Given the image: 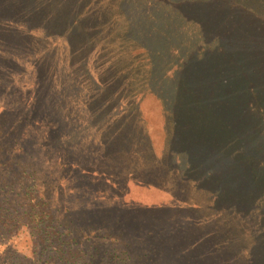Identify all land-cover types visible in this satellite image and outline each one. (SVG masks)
Returning a JSON list of instances; mask_svg holds the SVG:
<instances>
[{
	"label": "trees",
	"instance_id": "1",
	"mask_svg": "<svg viewBox=\"0 0 264 264\" xmlns=\"http://www.w3.org/2000/svg\"><path fill=\"white\" fill-rule=\"evenodd\" d=\"M106 1L0 0V264H228L235 240L198 218L264 222V0ZM36 32L58 39L56 63ZM108 40L148 61L118 70L131 98L91 66ZM22 61L30 90L9 71ZM143 80L168 125L161 155L132 93ZM130 183L171 201L126 200Z\"/></svg>",
	"mask_w": 264,
	"mask_h": 264
},
{
	"label": "rangeland",
	"instance_id": "2",
	"mask_svg": "<svg viewBox=\"0 0 264 264\" xmlns=\"http://www.w3.org/2000/svg\"><path fill=\"white\" fill-rule=\"evenodd\" d=\"M36 1L38 0H30L31 6L35 5ZM110 1V0H109ZM107 2L106 0H102V3ZM50 11L45 12L48 14ZM21 25V24H19ZM35 35L37 37L42 36V42L43 44L38 48V51H35L39 58L44 57L47 54H51L50 62L56 63L55 55L56 54H63L65 52L63 51H56V47L58 48L57 43H59L56 36H44L41 32H36ZM45 38V39H44ZM111 39V38H110ZM32 45V44H31ZM115 47V48H114ZM131 50V53L128 55L127 50ZM123 48V46L119 42H110L108 40L107 43L104 45V49L100 51V55L96 56L97 60L91 62L92 67H97L99 64H102L105 68V73L103 78H110L113 79L117 84H120L121 86L118 88L117 91H121L124 99L131 98V93H126V85H125V78H123L118 71L119 69L124 68V70L131 71L132 68H135L136 66H141L142 68L146 69L145 73L147 71L148 67V61L142 51L139 50L137 47H130L128 45L127 48ZM47 61L44 60V63ZM60 61V60H59ZM181 61V60H180ZM21 68H11L9 71L10 73H15L19 71H23V69L30 70L32 64L26 63L24 61L21 62ZM121 66V67H120ZM167 67V66H166ZM173 67V63H169L168 68ZM15 82H17L20 85L26 86L28 90L31 89L33 84L31 81L27 78L24 79L22 82L19 81L20 78L19 74L18 77H16ZM148 81L149 80H143L139 84H136L135 91H132V93L136 92V95L133 97L135 98V101H137L139 115L141 119V124L145 127L150 143L153 146V150L155 154L161 155V153L165 150L166 143H167V128L166 127V119H165V113L163 110L162 102L153 94L151 93L150 89L148 88ZM24 82V83H23ZM116 91V92H117ZM1 92V90H0ZM113 93V92H111ZM116 98H119L120 95L115 94ZM133 115V114H132ZM132 115H130L127 119H120L118 121V124L122 123V125L126 122L132 121ZM171 117V116H170ZM171 127L173 126V121L169 124ZM142 145L141 141L136 140L133 144V147H138ZM142 149V147H140ZM148 159V157H145ZM167 162L165 163V165ZM168 164L165 166V169L167 168ZM168 169H173L175 167V163L170 165ZM171 174V173H170ZM176 172L172 171V176H175ZM190 179L189 187H191V184L195 185L197 188H192L194 190H197L198 188L202 189L203 186L197 180L192 178L191 176H188ZM194 181V182H193ZM196 183V184H195ZM205 189V188H203ZM199 190V189H198ZM198 193H202V191H199ZM170 196L167 195V192L164 190L152 188L145 190L141 188L140 186L134 185L130 183V191L128 195L126 196V200L133 199L138 201H143L146 203H169L171 200L169 199ZM187 204H195L194 202H186ZM222 211L220 207L215 208H208L202 209V215L203 218H198L200 220L208 219L214 221V223L211 225V227L205 229V231L210 232L213 231H221L223 235L220 236L222 241H228L231 242L235 240L232 245H227L228 248L231 246H234V251L232 254H229L231 258H227L228 264H251L248 259L249 256H251V249L253 248L251 245V239L253 238V235L251 234V230L260 228L261 231L264 232V222L258 223L254 220H247V218L244 216H238L237 214L234 215H225V213L220 212ZM213 215V216H209ZM209 216V217H208ZM238 226L236 229L234 227ZM237 230V231H236ZM240 230V233H239ZM203 231V233H205ZM239 233V234H238ZM243 241H247L245 244H241ZM14 243H16L17 247L19 249H26L27 247V240L24 234H20L17 239L14 240Z\"/></svg>",
	"mask_w": 264,
	"mask_h": 264
}]
</instances>
